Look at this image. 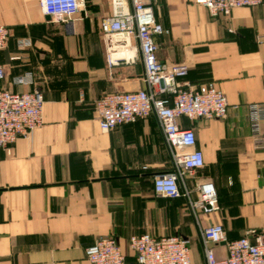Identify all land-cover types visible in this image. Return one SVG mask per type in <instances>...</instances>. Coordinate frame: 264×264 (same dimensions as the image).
Wrapping results in <instances>:
<instances>
[{"label": "crops", "instance_id": "crops-1", "mask_svg": "<svg viewBox=\"0 0 264 264\" xmlns=\"http://www.w3.org/2000/svg\"><path fill=\"white\" fill-rule=\"evenodd\" d=\"M70 22L43 15L39 0H0L7 28L0 88L43 95L42 124L0 149V264H87L85 249L112 237L127 259L129 237L181 236L192 264H204L199 227L222 225L228 240H264V121L251 132L247 107L264 103V0L211 16L194 0H157L155 15L167 35L155 37L156 58L185 64L182 80L214 82L225 94L226 117L189 122L204 166L186 184L210 182L218 211L195 219L182 199L156 195V173L171 169L169 150L154 117L99 129L95 101L105 94L144 89L137 41L133 63L108 67L99 23L109 0H80ZM20 41L29 46L20 47ZM16 57L17 60H9ZM31 72L33 85H11ZM218 259L224 243L212 247Z\"/></svg>", "mask_w": 264, "mask_h": 264}, {"label": "built area", "instance_id": "built-area-1", "mask_svg": "<svg viewBox=\"0 0 264 264\" xmlns=\"http://www.w3.org/2000/svg\"><path fill=\"white\" fill-rule=\"evenodd\" d=\"M111 13L99 23L106 43L105 60L108 67L120 62L133 63L127 56L128 41L134 37L143 67L144 89L105 94L95 101L99 129L106 133L122 125L154 117L169 150L171 169L153 176L156 195L167 199L183 198L187 209L197 219L218 211L217 193L212 183L196 184L194 196L186 179L204 166L202 153L196 149L192 129H182L179 120L226 117L228 103L225 94L210 81L192 85L182 80L187 74L185 64L162 63L156 58L155 37L167 35L157 21V0H109ZM207 9L211 16L228 17L233 9L254 7L262 0H194ZM43 15L54 21L68 23L80 12V0H39ZM7 28L0 25V51L6 49ZM18 46H29L20 41ZM9 60H17L11 57ZM6 73L0 65V81ZM11 85H33V75L25 72L12 77ZM43 95L39 90L26 93L0 88V149H5L18 138L28 137L42 124ZM247 117L252 133L259 131L264 121V103H251ZM204 264H264V240L242 237L228 240L222 225L199 227ZM224 243L227 255L218 259L212 247ZM132 258L127 259L112 237L99 238L85 249L87 264H192L190 240L181 236L153 237L147 233L132 235L128 240Z\"/></svg>", "mask_w": 264, "mask_h": 264}, {"label": "trees", "instance_id": "trees-1", "mask_svg": "<svg viewBox=\"0 0 264 264\" xmlns=\"http://www.w3.org/2000/svg\"><path fill=\"white\" fill-rule=\"evenodd\" d=\"M201 169V168H200ZM199 170V169H198ZM197 170V171H198ZM179 199H182L183 201H184V204H185V206H186V202H185V200L183 199V198H179ZM217 200H218V198H217ZM187 207V206H186Z\"/></svg>", "mask_w": 264, "mask_h": 264}, {"label": "bare ground", "instance_id": "bare-ground-1", "mask_svg": "<svg viewBox=\"0 0 264 264\" xmlns=\"http://www.w3.org/2000/svg\"><path fill=\"white\" fill-rule=\"evenodd\" d=\"M131 55H132V53L130 51H128L127 56H131Z\"/></svg>", "mask_w": 264, "mask_h": 264}]
</instances>
